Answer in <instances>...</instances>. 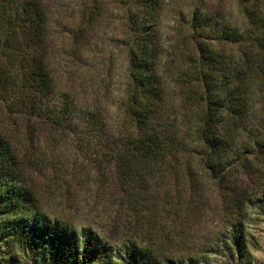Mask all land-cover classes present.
<instances>
[{
  "label": "rangeland",
  "instance_id": "374dc122",
  "mask_svg": "<svg viewBox=\"0 0 264 264\" xmlns=\"http://www.w3.org/2000/svg\"><path fill=\"white\" fill-rule=\"evenodd\" d=\"M42 2L48 23L45 53L53 79L50 106L62 98L75 100L80 114L92 112L98 125L114 129L124 121L130 86L129 42L124 35L128 5L121 0ZM199 10L213 13L230 27L242 22L237 0H162L160 59L162 68L171 67L164 74L173 99L168 120L173 124L177 119L189 145L176 167L155 172L143 182L147 187L117 183L107 152L100 148L105 137L98 125L76 142L53 132L44 120L16 109L10 112L0 104L1 130L18 148L21 176L34 190L41 210L98 235L112 249L116 264H122L124 248L132 245L162 264H264V149L255 143L263 132L258 118L237 133L234 156L217 177L205 167L203 149L194 141L193 117L183 118L177 107L184 95L175 79L187 70L179 56L192 50L189 27ZM80 28L86 32L77 45L73 35ZM217 46L234 51L230 44ZM253 106L256 112V95ZM238 230L244 235L242 254L232 242ZM18 241L11 243L0 230V258L7 257L8 264H34Z\"/></svg>",
  "mask_w": 264,
  "mask_h": 264
},
{
  "label": "trees",
  "instance_id": "16d2710c",
  "mask_svg": "<svg viewBox=\"0 0 264 264\" xmlns=\"http://www.w3.org/2000/svg\"><path fill=\"white\" fill-rule=\"evenodd\" d=\"M123 2L128 5L124 35L129 42L130 86L125 118L118 126L106 129L104 124L98 125L95 115L80 114L72 99L62 98L50 106L53 79L45 53L48 23L42 0H0V104L10 112L16 109L44 120L53 132L65 133L76 142H82L84 132L98 130V125L105 137L100 148L107 152L117 183L127 188L137 183L147 187L143 182L155 172L176 167L179 154L189 143L177 128V119L173 124L168 120L167 108L173 99L164 74L171 67L162 68L160 59L162 0ZM237 3L242 22L234 27L219 22L213 13L194 12L189 27L192 50L179 56L187 70L175 79L184 95L178 110L183 118L193 117L194 141L203 149L205 167L217 177L227 159L234 156L237 133L245 131L251 119L258 118L263 128L255 143L264 149V0ZM85 13L83 9L82 16ZM82 32L86 31L80 28L73 35L77 45ZM220 43L232 45L234 51L226 52L217 46ZM253 95L258 97L256 112ZM21 174L18 148L0 126V230L11 243L19 240L34 264H116L112 249L98 235L42 211ZM190 176L194 174L190 172ZM232 242L242 254L243 231L234 234ZM124 250L122 264H162L134 245ZM4 258L0 264L9 263Z\"/></svg>",
  "mask_w": 264,
  "mask_h": 264
}]
</instances>
